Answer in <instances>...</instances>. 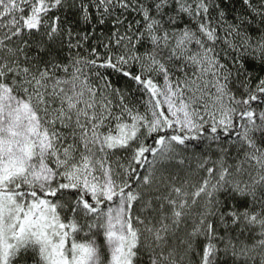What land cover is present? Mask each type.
<instances>
[{"label":"snow or ice","instance_id":"1","mask_svg":"<svg viewBox=\"0 0 264 264\" xmlns=\"http://www.w3.org/2000/svg\"><path fill=\"white\" fill-rule=\"evenodd\" d=\"M0 264H264V0H0Z\"/></svg>","mask_w":264,"mask_h":264}]
</instances>
